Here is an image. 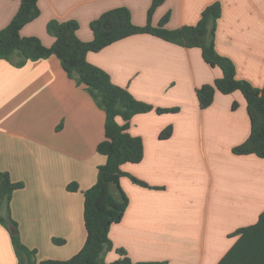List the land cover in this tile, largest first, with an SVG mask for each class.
Returning a JSON list of instances; mask_svg holds the SVG:
<instances>
[{
    "label": "crops",
    "instance_id": "crops-1",
    "mask_svg": "<svg viewBox=\"0 0 264 264\" xmlns=\"http://www.w3.org/2000/svg\"><path fill=\"white\" fill-rule=\"evenodd\" d=\"M216 1L222 5L217 51L234 61L238 78L264 86V0H165L152 23L158 25L170 13L168 28L194 25ZM152 2L39 0L41 14L21 34L38 36L51 46L55 37L47 23L75 19L79 37L90 41L91 21L103 12L127 6L133 22L145 25ZM20 5L21 0H0V30ZM19 59L17 53L11 60L0 58V172L25 183L11 200L23 242L37 249L38 260L68 259L87 239L84 192L107 161L97 150L106 137V112L84 85L69 77L56 55L21 67L15 65ZM87 59L137 99L155 107H179L175 113L154 109L131 119L128 131L143 139L144 157L122 169L149 187L128 175L121 178L129 205L123 219L111 226L114 247L106 261L128 256L134 264H218L240 239L232 233L257 223L264 211V157L232 150L251 132L244 94L216 90L212 104L202 108L198 88L214 83L223 70L207 63L201 48L149 33L91 51ZM171 114L185 115L184 120L175 122ZM117 120L124 123L122 117ZM170 125L172 135L162 139V130ZM72 182L78 183L77 191L68 189ZM6 214L0 207V215ZM54 237L65 243H54ZM256 238L247 236L243 264H264ZM17 263L11 233L0 222V264Z\"/></svg>",
    "mask_w": 264,
    "mask_h": 264
},
{
    "label": "trees",
    "instance_id": "trees-1",
    "mask_svg": "<svg viewBox=\"0 0 264 264\" xmlns=\"http://www.w3.org/2000/svg\"><path fill=\"white\" fill-rule=\"evenodd\" d=\"M165 0H153L148 11L145 25L133 22L131 10L127 6H119L103 12L91 21L94 38L82 40L78 35L80 24L75 19L60 21L51 19L47 23L48 32L55 37L51 46L45 45L38 36H23L22 28L41 14L39 0H21L19 10L12 20L0 30V58L11 60L19 54L15 65L24 66L29 60H39L56 55L69 75L78 85H84L100 108L106 112V137L97 146L99 153L107 156L106 163L98 168V177L94 185L85 192L84 220L87 239L79 252L68 259L47 258L38 260L37 249L28 247L22 240L18 222L11 214V200L16 190L25 186L23 181H14L8 171L0 172V207H5L6 215H0V222L11 233L12 243L18 258L17 264H134L128 257L108 262L106 253L114 247L109 233L111 226L120 222L129 205V198L121 186V178L125 175L137 184L149 187L145 181L125 172L122 165L128 162L138 163L144 157V142L140 136L132 135L128 129L132 117L137 113L156 110L158 113L178 112L179 107H155L150 103L137 99L128 89L115 84L110 74L87 59L91 51H99L104 47L134 34L149 33L167 41L185 46L199 47L204 60L212 66H219L223 76L212 84H204L197 90L202 108L210 106L216 90L231 93L240 90L246 100L251 120V132L246 141L233 148L236 154L254 153L264 157V86L258 87L247 79L237 77L234 61L220 54L215 46L216 27L222 14L221 2L208 5L202 12L198 23L183 25L170 29L166 26L170 13L163 16L158 25H153L152 17ZM234 103V107H236ZM122 117L124 123H119ZM173 127L162 130V139L169 138ZM71 191H77L79 185L72 182L68 185ZM15 229V233L12 232ZM250 233L256 235L264 250V211L257 223L237 229L233 235H240L234 247L218 264H243L246 238ZM53 242L62 245L63 238H53ZM252 247H256L251 244Z\"/></svg>",
    "mask_w": 264,
    "mask_h": 264
},
{
    "label": "rangeland",
    "instance_id": "rangeland-1",
    "mask_svg": "<svg viewBox=\"0 0 264 264\" xmlns=\"http://www.w3.org/2000/svg\"><path fill=\"white\" fill-rule=\"evenodd\" d=\"M172 113H173V112H172ZM174 113H175V112H174ZM179 113H180V112H179ZM171 115H172V116L176 115V117H175V119H174L175 122H178V121H180V120L183 121V120H184V116H185V115L183 116L182 114H178V115H177V114H171ZM206 130H207V129H206ZM206 130H205V131H206ZM206 136H209V137L212 138V134H211V131H210V130H209V131H206ZM247 139H248V138H247ZM247 139H246V140H247ZM246 140H245V141H246ZM241 144H242V143H241ZM239 145H240V144H239ZM236 146H237V145H236ZM234 147H235V146H234ZM234 147H233V148H234ZM232 150H233V149H232ZM208 151H209V149L207 150V152H208ZM129 177H130V176H129Z\"/></svg>",
    "mask_w": 264,
    "mask_h": 264
},
{
    "label": "water",
    "instance_id": "water-1",
    "mask_svg": "<svg viewBox=\"0 0 264 264\" xmlns=\"http://www.w3.org/2000/svg\"><path fill=\"white\" fill-rule=\"evenodd\" d=\"M12 232L15 233L16 232L15 229H12Z\"/></svg>",
    "mask_w": 264,
    "mask_h": 264
}]
</instances>
